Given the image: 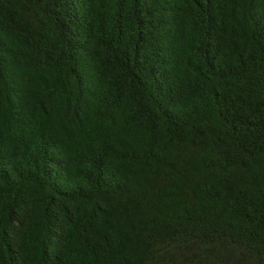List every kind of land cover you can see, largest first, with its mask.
Listing matches in <instances>:
<instances>
[{
  "label": "trees",
  "instance_id": "1",
  "mask_svg": "<svg viewBox=\"0 0 264 264\" xmlns=\"http://www.w3.org/2000/svg\"><path fill=\"white\" fill-rule=\"evenodd\" d=\"M0 264H264V0H0Z\"/></svg>",
  "mask_w": 264,
  "mask_h": 264
}]
</instances>
